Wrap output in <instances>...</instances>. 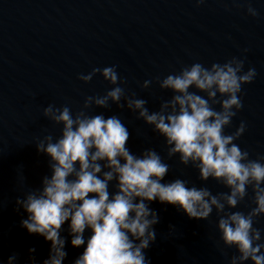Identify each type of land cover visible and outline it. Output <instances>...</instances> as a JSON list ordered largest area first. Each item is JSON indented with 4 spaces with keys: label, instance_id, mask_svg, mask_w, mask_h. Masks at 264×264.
Listing matches in <instances>:
<instances>
[{
    "label": "water",
    "instance_id": "95a60500",
    "mask_svg": "<svg viewBox=\"0 0 264 264\" xmlns=\"http://www.w3.org/2000/svg\"><path fill=\"white\" fill-rule=\"evenodd\" d=\"M249 3L259 16L247 12ZM233 56L245 58V71L254 67L257 75L242 86L243 107L225 131L230 134L246 122L236 143L255 159L264 155V0H0V259L17 250L22 262L29 247H35L38 260L48 254L49 242L19 226L25 213L16 198L42 188L44 177L52 174L50 157L36 145L47 134L58 138L62 125L46 118L43 109L67 104L75 115L87 96L104 95L112 87L99 74L88 83L78 79L80 74L116 65L127 94L135 93L157 111L173 95L159 87L157 77ZM145 80L152 81L147 88L141 87ZM122 103L102 107L93 101L83 110L120 116L134 153L153 148L169 163L165 181L180 178L213 194L228 191L213 179L201 180L199 170L182 163L178 154L169 157L164 138ZM250 198L249 189V199L233 211L247 212ZM150 207L159 217L157 240L148 252L153 264H229L237 254L234 248L221 250L216 222L222 214L215 210L203 220L158 201ZM254 226L264 230V217ZM63 235H68L66 226ZM66 250L64 264H72L83 249L69 242Z\"/></svg>",
    "mask_w": 264,
    "mask_h": 264
},
{
    "label": "clouds",
    "instance_id": "9594fccd",
    "mask_svg": "<svg viewBox=\"0 0 264 264\" xmlns=\"http://www.w3.org/2000/svg\"><path fill=\"white\" fill-rule=\"evenodd\" d=\"M247 12L259 16L250 3ZM97 74L112 87L104 95L87 96L83 109L93 101L102 107L109 101L124 107L126 101L137 118L164 138L169 157L178 154L182 163L199 170L201 180L213 179L228 191L213 194L184 179L165 181L169 163L153 148L134 153L127 144L131 132L118 115H88L83 109L74 115L67 104L50 103L43 115L62 125V132L55 140L45 135L36 147L50 157L52 174L44 177L42 188L16 198L25 213L19 226L49 242L48 254L38 260L35 247H29L21 262V253L13 250L0 264H64L69 242L83 249L72 264H153L148 252L156 243L159 222L150 207L153 201L173 206L188 218L207 220L215 210L222 214L216 222L221 250L237 252L229 264H264V230L254 226L264 217V155L252 159L236 143L246 122L230 134L225 131L242 109V86L253 82L256 69L245 71V58L236 56L210 67L200 62L184 65L179 72L156 78L161 89L173 93L157 111H150L135 93L127 94L116 65L93 67L78 79L88 83ZM151 83L145 80L141 87ZM113 181L115 190L110 191ZM249 189L253 206L247 212L233 211L249 199Z\"/></svg>",
    "mask_w": 264,
    "mask_h": 264
}]
</instances>
